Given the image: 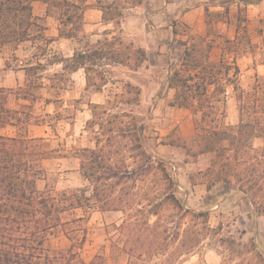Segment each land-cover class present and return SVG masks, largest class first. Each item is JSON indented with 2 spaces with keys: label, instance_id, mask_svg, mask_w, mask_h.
Here are the masks:
<instances>
[{
  "label": "trees",
  "instance_id": "16d2710c",
  "mask_svg": "<svg viewBox=\"0 0 264 264\" xmlns=\"http://www.w3.org/2000/svg\"><path fill=\"white\" fill-rule=\"evenodd\" d=\"M33 1L0 0V45L33 39L31 29L37 25ZM40 1L48 5L47 14L59 20L60 37L82 36L84 11L89 7L99 8L105 23L115 24V29L105 31L104 39L76 50L71 57L59 59L66 73L84 68L88 86L99 90L106 83L100 72H97L102 80L99 84L91 76L100 59L133 70L147 60L145 48L126 41L122 35L125 10L145 0H96L91 4L88 0ZM216 1L218 4L214 5L223 9L213 12L209 6L205 7L206 33L182 42L183 55L169 78V87L175 90L169 105L189 109L194 116L193 155L211 154L204 171L207 190L218 183L226 190L237 189L250 200L256 213L264 216V81L259 84V99L247 100L235 55L248 33L243 23L251 0ZM234 6L238 10L235 36L225 38L221 56L212 60L211 51L221 34L213 32L217 22H212L210 15L228 16ZM127 86L136 89L138 96L133 102L138 104L140 88L131 83ZM13 91L0 87V123L18 124L31 116L36 97L32 94L31 104L14 109L7 105ZM229 91L238 104L236 124L226 123ZM15 94L28 99L29 88H19ZM121 99V93H116L103 104L89 103L92 117L87 120L86 129L93 132L94 145L75 148L73 155L80 159V171L90 184V195L83 188L40 189L37 182L46 177L42 161L51 156L43 138L0 133V264H71L78 257L73 250L74 241L67 250L56 251L46 248L45 240L57 228L70 235L71 229L66 226L81 222L95 209L123 212V221L117 226L124 237L122 246H118L122 251L136 257L144 253L159 254L165 257L163 264H181L204 239L218 234L220 226L210 225L209 211L193 212L197 228L191 235L190 228L181 230L176 226L171 230L162 220L163 212L169 209L189 211L176 195L177 183L167 162L144 148L140 120L132 110L120 108L124 103ZM125 138L130 142L127 146L130 154L121 156ZM257 138L261 140L258 146ZM77 208L84 209L83 216L64 217ZM151 216L156 217L153 222H150ZM226 239L220 237L221 241ZM80 262L105 264V256L96 254L89 263L82 259Z\"/></svg>",
  "mask_w": 264,
  "mask_h": 264
},
{
  "label": "rangeland",
  "instance_id": "374dc122",
  "mask_svg": "<svg viewBox=\"0 0 264 264\" xmlns=\"http://www.w3.org/2000/svg\"><path fill=\"white\" fill-rule=\"evenodd\" d=\"M217 2L209 0L207 6L213 12L222 10V7L214 6L218 4ZM129 12H132L131 9L125 10L126 15ZM237 15L238 10L235 6L228 16L210 15L212 22H217L213 32L221 34L217 37L210 54L212 60H218L221 56L225 38L235 36ZM245 15L243 25H246L248 33L243 36L241 32L245 43L238 48L235 55L241 68L240 81L245 98L259 99V84L264 81V0H251ZM34 18L37 25L31 29V34L34 36L32 41L23 45V63H33L27 67L30 71L28 70L29 95L26 102L32 103H29L32 94L36 100L32 103L31 116L21 122L23 124L20 133L40 134L42 129H36L33 125L40 123L48 125V134L42 138L43 144L50 148L51 156L42 161V166L46 169V177L38 181L40 189L83 188L89 195L91 194L89 183L80 173V161L73 154L78 146L94 145L93 132L85 129L90 93L79 84L82 77L79 73L77 75L66 73L62 68L63 65L56 62L63 58L66 47L59 42H52L51 38L45 36L43 18ZM227 21L230 25L226 23ZM171 23L174 30L170 29L160 34L159 39L161 38L162 42L152 43L147 60L137 70L125 65L112 70L106 65L109 60L100 59L97 61V67H93L91 76L97 84L102 82L97 72L105 76L106 81L110 82L106 89L112 95L111 98L114 94L121 93V100L124 103L120 104V108L132 110L140 120L139 129L144 148L152 155L163 158L168 164L177 183L176 195L183 208L189 212L169 209L163 212L162 220L168 223L171 230L176 226L181 230L190 228L191 235V232L197 228L195 227L197 219L194 218L193 212L209 211L210 225L215 228L220 226L218 234L204 239L190 254L202 255L205 249H212L219 254L221 264H264V216L256 213L250 200L243 194V197L238 191L234 194V190L237 189L226 190L222 183H218L211 190H207L204 171L209 166L211 154L193 155L195 149L191 145V139L195 134L194 116L189 109L169 105L174 94V89L169 87V78L172 71L178 67L183 55L182 42L201 33L199 29L193 28L180 18L171 19ZM139 42L146 43L147 40L139 38ZM0 47L12 50L17 44L7 43ZM127 83L140 88L138 104L133 102V98L138 96L136 89H131ZM127 101L130 104H126ZM226 107V123L236 124L238 104L231 91L227 95ZM70 134L74 137L70 138ZM260 143L261 140L257 138L255 144L258 146ZM183 144L187 147L185 148ZM127 146H130V142L125 138L121 156L130 154L127 152ZM187 148H191V151H187ZM80 212H83V215L85 213L84 209L73 210L64 217L77 218L76 215ZM90 215L91 211L81 222L67 225L66 227L71 229L70 235H66L59 228L48 235L51 239L49 244L54 247L63 246V241L75 242L76 246L73 250L78 257L72 264H81L82 254L84 258H89L97 250L106 257L107 261L106 253L109 246L112 248V257L122 251L118 244H123L124 237L117 230L123 218L122 214L106 212L102 219L104 222H98L99 224H90L87 220ZM155 218L151 216L150 222ZM221 236L227 239L221 241ZM138 258L141 260H137L136 264L165 263V257L159 254L144 253ZM97 262L99 263L100 260Z\"/></svg>",
  "mask_w": 264,
  "mask_h": 264
},
{
  "label": "crops",
  "instance_id": "0c3cea01",
  "mask_svg": "<svg viewBox=\"0 0 264 264\" xmlns=\"http://www.w3.org/2000/svg\"><path fill=\"white\" fill-rule=\"evenodd\" d=\"M208 1L209 0H145L142 4L128 8L131 9L132 12H129L127 15L125 14L122 20V35L125 39L129 40L130 42H133L134 44L137 43L136 44L137 46H141L145 48L147 52V56L150 53L149 50L150 46H152V43L154 41H158L159 43L162 42V39L161 38L159 39L160 34H163L165 31L168 32L170 29L174 30V26L171 23V19L180 18L182 21L190 24L193 28L199 29V31L201 32L200 34L204 35L207 31V22H206L207 18L205 13V7L207 6ZM95 2L96 0L87 1L88 4ZM214 6L216 7V5ZM47 9H48V5L45 2L40 0L33 1V16L41 17L44 19L45 36L51 38L52 42H56V43L59 42L67 48V50L65 48V50L63 51L64 56L62 57L73 56L76 50L86 49L87 46L93 45L97 43L99 40L104 39L106 35L105 34L106 30L115 29L114 23H105L103 21V13L99 8L89 7L86 8L84 11L83 24L81 27V31L83 32L82 36L78 38L60 37L59 20L57 19L56 16L47 14ZM139 38H144L147 40V42L140 43ZM31 41L32 39L22 41L19 44H17V47H14L12 50H10L9 48L0 47V87L11 88L14 90L13 93L9 94L8 102H7V105L14 109H20L23 104H27L26 101L28 99L17 97V95L15 94V90L27 86V82L29 81L27 75L29 69H27V67L29 65H33V63L30 64L23 63L24 62L23 45H25L24 43ZM70 45H75V46L71 47ZM56 62L61 63L63 65V63L60 62L59 60ZM106 65L109 66L112 70H114L119 68L122 64L109 61L106 63ZM94 67H97V64ZM78 73L82 76L79 84L86 91H89L90 93L88 105L89 103L103 104L107 101V99L111 98L112 95H110V93L107 92L106 89L107 85L110 83L109 81L108 82L106 81V83L102 84L101 88L98 90L97 88H95V86L87 85L86 72L84 68H80L79 70L74 72H69V74L71 75H77ZM29 103H31V101H29ZM89 110L90 112H88ZM89 110H87V116H86L87 120L92 117L91 109L89 108ZM22 124L23 123H18V124L0 123V133L11 136L21 135L20 128ZM33 126L36 129H42V132L40 134H32L31 132H28L27 134L28 137L47 136L48 134L47 130L49 129L47 127L48 125H44L40 123V124H35ZM69 137L73 138L74 135L70 134ZM92 146L93 144H87L83 146H78L77 148L92 147ZM74 157L80 161L78 157L76 156ZM79 167H80V163H79ZM237 191L238 190H234L233 193L236 194ZM239 194L241 197H243L241 192H239ZM245 201L247 200L245 199ZM80 209L82 208H77L75 210L78 211ZM106 212L121 213L123 216L122 211H100L95 209L91 211V215L89 219L87 218V220L90 224L98 223V222L103 223L104 222L102 221L103 215H105ZM76 216L78 217L83 216V212H80ZM50 240L51 239L47 237L44 243L45 247L50 250L64 251L67 250L72 245L71 242L68 243L63 241L64 243L63 246L54 247L51 246V244H49ZM118 245L120 247L122 246V244H118ZM96 254H100V252H98L97 250V252H95L89 258H84L83 254L81 255V257L84 262L89 263ZM111 254H112V248L111 246H109L106 253L108 259L107 261L105 259V264H136L137 260L139 261L141 260V258L129 255L124 251L117 252L115 257H112ZM181 264H221V258L216 251L212 249H205L202 255H199L198 253L190 254L185 259H183Z\"/></svg>",
  "mask_w": 264,
  "mask_h": 264
}]
</instances>
